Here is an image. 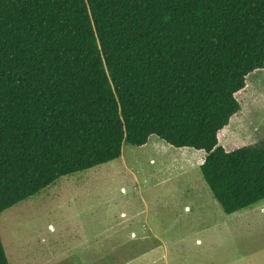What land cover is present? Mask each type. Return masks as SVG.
<instances>
[{
    "label": "trees",
    "instance_id": "16d2710c",
    "mask_svg": "<svg viewBox=\"0 0 264 264\" xmlns=\"http://www.w3.org/2000/svg\"><path fill=\"white\" fill-rule=\"evenodd\" d=\"M262 70L264 0H0V214L151 137L224 214L258 204L264 142L220 138Z\"/></svg>",
    "mask_w": 264,
    "mask_h": 264
},
{
    "label": "rangeland",
    "instance_id": "374dc122",
    "mask_svg": "<svg viewBox=\"0 0 264 264\" xmlns=\"http://www.w3.org/2000/svg\"><path fill=\"white\" fill-rule=\"evenodd\" d=\"M246 84L221 132L228 151L264 142V70ZM197 159L151 137L61 177L0 214L8 264H264V200L224 214Z\"/></svg>",
    "mask_w": 264,
    "mask_h": 264
}]
</instances>
